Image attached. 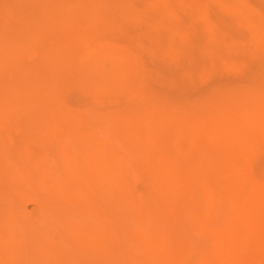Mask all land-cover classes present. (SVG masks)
<instances>
[{
    "label": "rangeland",
    "instance_id": "rangeland-1",
    "mask_svg": "<svg viewBox=\"0 0 264 264\" xmlns=\"http://www.w3.org/2000/svg\"><path fill=\"white\" fill-rule=\"evenodd\" d=\"M260 1L249 3L264 9ZM97 2H86V8L93 11ZM29 4L0 0L9 5V17L24 20L20 28L32 40L31 54L10 57L12 27L0 21V264H217L218 252L230 246L233 225L264 187V145L244 137L256 122L250 118H256L254 104L264 106L262 95L255 103L248 96L252 106L244 98L257 86L248 76L256 63L238 65L236 71L222 64L177 84L171 71L181 66L175 68L174 60L154 62L149 41L142 39L143 34L155 36V28L132 25L120 35L81 16L73 19L71 33L53 23L66 16L53 11L51 3L46 4L51 20L31 23ZM171 9L179 10L180 2ZM208 14L213 27L225 31L228 18L216 9ZM173 24L181 53L187 50L190 27ZM79 35L89 37L88 45L110 50L105 53L122 50L137 72L119 84L107 77L93 90L76 84L63 64H48L44 55L83 49ZM108 66L109 61L101 65ZM43 81L51 91L40 88ZM151 113L171 120L180 115L188 129L197 127L193 122L198 119V129H208V120L216 117L218 126L248 138L251 156L228 169L218 151L184 144L172 158L175 172L169 184L117 133L120 122L134 117L149 126L152 120L145 117H154ZM244 120L247 124L241 125ZM118 171L125 183L122 201L113 188ZM243 230L234 249L239 264H264V231Z\"/></svg>",
    "mask_w": 264,
    "mask_h": 264
},
{
    "label": "bare ground",
    "instance_id": "bare-ground-1",
    "mask_svg": "<svg viewBox=\"0 0 264 264\" xmlns=\"http://www.w3.org/2000/svg\"><path fill=\"white\" fill-rule=\"evenodd\" d=\"M28 1H30L28 7L34 12L31 23H36V25L51 20V9L49 8L48 11L46 7L47 3H51L53 11L62 12L66 16V19L64 18L61 21L55 20L53 23H58V26L64 27L63 29L67 30L73 29L74 23L77 21L74 20L73 23V19L80 18L81 16L87 19L91 25H104L115 31L118 30L120 35L122 34V29L132 25L145 27V29L155 28L158 30L155 36L143 34L144 37L142 39L149 41L148 53L154 62L157 60L159 62L174 60L177 65L175 68L181 66L179 67L181 70L179 68L178 70H174L173 68L171 71V79L174 78L177 84L187 81L189 77L192 78L193 76L191 75H200V77L203 75L202 77H204L206 74L215 72L219 68L218 66L222 64H225L226 68L236 71L239 66L247 67L249 65L250 68V65L255 62V70H249L248 73L250 75L248 74V76L250 82L253 85H257L255 89H259L260 94L253 88H251L252 90L247 88L251 92L245 95L244 98L246 97V100L250 97L254 100L253 103H255L257 96H264V9H261V5L258 3L256 5L260 6L255 8L254 5L249 3V0H209L205 4H198V2V5L193 0H116V2L115 0H111L115 5H111L108 2L109 0H97L98 2L96 3L97 5L95 4L94 10L89 11L85 3L90 2V0ZM175 1L180 2V9L177 11V8L173 9L174 11L171 9V4ZM261 1L264 2V0ZM211 9L219 10L228 18V21H224L226 24L223 30L225 31H219L213 27V22L208 14V11ZM8 11L9 5H0V21L6 20L12 27L9 32L10 39L8 41L11 47L9 56L19 58L31 54L32 40L27 36L26 32L22 31L24 29L20 28L21 25L24 26L22 24L25 23L24 20L9 17ZM100 21L103 22L100 23ZM173 23H187L190 27L186 35L188 39L186 38L187 41L184 43L187 50L184 49L186 51L181 53L177 51L176 44L174 43L176 35L172 31L173 29H171ZM83 34L89 36L86 32ZM85 35L84 37L83 35H79L81 41L78 38V41L82 45H85L83 49H76L70 52L63 49L58 50L56 53H47L44 55L45 61L48 64H63L66 71L72 74L75 83L84 86L87 90H93L97 86H104L103 82L107 77L112 78L118 84L126 80L129 81L128 79L132 76L131 74L137 72L134 71L135 65L133 63L135 62L127 56L122 57V50L121 52L118 50L116 52L115 50V53H113L112 50V53H105L104 51L110 50H105L106 48L100 45L104 49L102 50L98 47L99 44L98 46H94V44L88 45L89 37ZM60 48L62 47L58 49ZM192 53L195 54L193 56L189 55ZM106 61H109V66L102 68L101 65L103 66V63ZM186 67L187 70L184 72L183 70ZM96 76L100 79L98 82L94 80ZM39 86L42 90L46 91H51L52 88V85L48 81H43ZM250 100L247 101V104ZM251 102L249 104L252 106ZM255 104V113L252 111L253 114L251 115H255L256 118H250L255 119L256 122L255 125H252L253 123L250 124V126H253L251 128H247L244 125L248 129L244 137H252L251 141L264 145V106H257ZM247 113L250 112L248 111ZM151 115L153 116L154 114L151 113ZM210 118H212V120H208V122L211 121L210 125L208 124L210 128L205 129L204 125H201V128L204 127L203 129H205L203 131L201 128L198 129L199 119L197 122H193V125L195 124L197 127L194 126L195 128L188 129L186 125L188 120H181L180 115L179 119L176 120L174 118L172 120L171 118H162L160 115L159 117L154 115L150 119L145 117L147 120H152L151 125L147 124L149 126L145 125L147 122L143 124V118H137L136 120L134 117L133 119L135 120H130L133 122L125 121L123 124L120 122L117 126V133L133 147L149 169L159 172L170 184L173 182L175 172L172 158L177 153L178 148L184 144L188 145L189 148L194 147L218 151L221 154L222 161L225 163V167L228 169L250 158L252 148L247 143L248 138H243V130L238 134V136L242 134V137H237L235 134H232L235 132L231 131L229 133L228 129L231 128H227L226 130L218 126V122L215 120L216 117ZM245 121L240 122L241 125H243V122L246 123ZM199 123L201 122L199 121ZM205 123L207 122L205 121ZM175 125H179V129ZM216 125L220 127L219 129L217 128L219 132L215 129ZM236 126L238 128V125ZM221 128L223 129L220 130ZM221 131L226 134H223ZM192 137L195 138L193 144L189 143V139ZM232 146H235V150L230 148ZM124 186V180L118 171L115 174L113 188L119 200L122 199ZM252 204L253 207L251 209L242 211L241 221L233 225L227 237L230 241V246L218 252L216 255L217 264H239L234 249L243 240L242 233L244 232V228L255 227L258 231H264V213H262L264 212V187H262L259 195L252 201ZM7 252L8 254H13L12 251Z\"/></svg>",
    "mask_w": 264,
    "mask_h": 264
}]
</instances>
